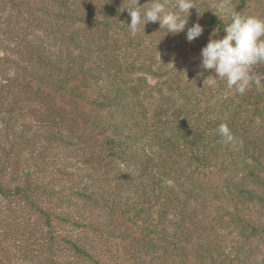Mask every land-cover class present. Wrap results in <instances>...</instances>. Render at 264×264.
I'll return each mask as SVG.
<instances>
[{"label":"trees","instance_id":"trees-1","mask_svg":"<svg viewBox=\"0 0 264 264\" xmlns=\"http://www.w3.org/2000/svg\"><path fill=\"white\" fill-rule=\"evenodd\" d=\"M134 6L0 0V245L8 229L25 260L37 241L55 248L50 264H264V91L211 112L218 91L188 95L157 55L200 65L231 19L204 4L185 32L156 22L133 35Z\"/></svg>","mask_w":264,"mask_h":264},{"label":"clouds","instance_id":"clouds-1","mask_svg":"<svg viewBox=\"0 0 264 264\" xmlns=\"http://www.w3.org/2000/svg\"><path fill=\"white\" fill-rule=\"evenodd\" d=\"M167 7V0H150L142 7L139 0H135L134 7L126 8L131 20L128 24L131 33L135 35L141 27L145 29L147 24L156 22L160 23L161 29L166 28L168 34L185 32L190 10L197 9L194 0H177L176 11H168ZM230 19L231 22L223 28L224 38H217L218 30L210 35L209 42L201 50L200 67L215 74L209 79L226 80L228 88L244 94L251 84L261 83L260 75L253 74L252 69L264 64V19L243 16L238 12H233ZM203 32L204 27L196 22L187 27L186 39L192 42ZM217 131L224 143H234L227 124L221 123Z\"/></svg>","mask_w":264,"mask_h":264},{"label":"rangeland","instance_id":"rangeland-1","mask_svg":"<svg viewBox=\"0 0 264 264\" xmlns=\"http://www.w3.org/2000/svg\"><path fill=\"white\" fill-rule=\"evenodd\" d=\"M170 2H171L170 4H176L177 0H170ZM239 2L240 0H194V5L199 10L200 14L198 13V10L195 8L191 9V11H194L198 15H201L202 14L201 11L204 8V4H207L208 6H210L212 10L213 9L217 10L219 15L223 19L229 20L231 17V14L235 12L236 7L239 4ZM147 3H150V1L142 0L141 4L144 6ZM244 16H256V17L264 19V0L249 1V6L246 8ZM214 31H217V29L212 27V32L208 33V35L206 36L207 42L209 41L210 35ZM217 34H218L217 38L220 39L222 36L220 31H218ZM222 37L224 38V36ZM154 38L157 39L158 36L155 35ZM159 54L160 52H158L157 54L159 64H164L166 61V64L168 65V67L170 69H174V74L179 75L182 79L186 81L185 86L187 87L185 88L186 90H188V95L192 94L194 91H200L201 87L205 89L210 87V89H216L218 91L214 98L213 97L211 98V95H208L205 99V100H208V104H206V107L210 109L209 111L214 112V108L218 105V102L222 103L223 100L233 99L237 102H241L242 99H245L244 94H240L237 91L220 90V89H225V88L218 85L216 83V79H209V78H213L215 74L207 72L204 69H202L200 65L198 64L195 56H192V58L189 57L188 60H185V59L183 60V58H178L176 61H174L171 54L170 55L166 54L168 56L167 60L159 56ZM252 73L260 75L261 83L259 85H256L255 83H253L248 87L247 90L252 91L254 89H260L264 91V64L254 67L252 69ZM139 75H144V73H140ZM149 77H150L149 79H150L151 91L156 101H158L157 99H160V97L154 90V87L152 88V86L158 83V79L152 76H149ZM189 88H192V89H189ZM11 235L12 234L8 229L4 232V234L2 232V239L6 241L3 242L2 245H0V258H2L8 264H50L47 259H50V257L52 256L54 252L57 253V250L55 248H53L52 250H48L47 245H45L44 247L40 243V241H37V243L41 247L40 249L41 251L39 253L38 252L32 253L33 255L36 254L34 258L25 260L22 254L19 253L20 252L19 250L23 249V246L20 245V243L15 242L14 238ZM33 242L35 241L32 240L30 243H33ZM123 247L124 246H120V248H123ZM232 248H234V246H232L231 244L230 249ZM38 250L39 248H37L36 250L32 249L31 252L38 251ZM233 250H235V248ZM76 263L77 264H88V262L80 260V259H78ZM128 264H131V263L128 262Z\"/></svg>","mask_w":264,"mask_h":264}]
</instances>
